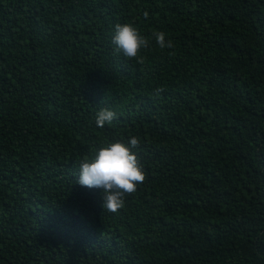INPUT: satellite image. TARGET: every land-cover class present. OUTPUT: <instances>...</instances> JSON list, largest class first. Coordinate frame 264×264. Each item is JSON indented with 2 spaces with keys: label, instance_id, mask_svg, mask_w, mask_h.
<instances>
[{
  "label": "trees",
  "instance_id": "obj_1",
  "mask_svg": "<svg viewBox=\"0 0 264 264\" xmlns=\"http://www.w3.org/2000/svg\"><path fill=\"white\" fill-rule=\"evenodd\" d=\"M133 136L111 213L80 161ZM0 264H264V0H0Z\"/></svg>",
  "mask_w": 264,
  "mask_h": 264
},
{
  "label": "clouds",
  "instance_id": "obj_2",
  "mask_svg": "<svg viewBox=\"0 0 264 264\" xmlns=\"http://www.w3.org/2000/svg\"><path fill=\"white\" fill-rule=\"evenodd\" d=\"M148 17V13H144ZM156 44L160 49L173 47L172 41L165 40L164 32H154ZM112 43L115 50L127 60L144 63L142 49L149 47V39L141 36L138 29L130 23L116 24ZM163 89L158 88L159 94ZM116 119V113L108 108H101L96 113V125L103 128ZM138 137H131L128 143L105 140L98 148L91 149V155L80 161L79 179L76 181L82 187L98 189L103 193L102 207L111 213H116L124 207L125 197L134 194L137 186L144 183L146 176L138 156L133 150L139 149Z\"/></svg>",
  "mask_w": 264,
  "mask_h": 264
}]
</instances>
